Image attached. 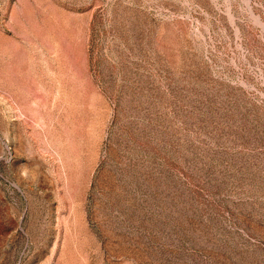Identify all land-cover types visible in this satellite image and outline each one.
<instances>
[{
  "label": "rangeland",
  "instance_id": "rangeland-1",
  "mask_svg": "<svg viewBox=\"0 0 264 264\" xmlns=\"http://www.w3.org/2000/svg\"><path fill=\"white\" fill-rule=\"evenodd\" d=\"M0 264H264V0H0Z\"/></svg>",
  "mask_w": 264,
  "mask_h": 264
}]
</instances>
